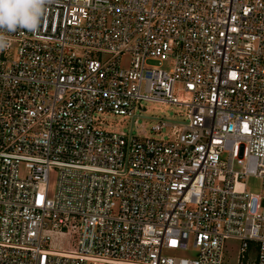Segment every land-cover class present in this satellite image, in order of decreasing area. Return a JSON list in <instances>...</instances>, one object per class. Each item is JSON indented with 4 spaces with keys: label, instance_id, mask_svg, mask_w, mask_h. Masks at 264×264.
<instances>
[{
    "label": "built area",
    "instance_id": "2783aa9c",
    "mask_svg": "<svg viewBox=\"0 0 264 264\" xmlns=\"http://www.w3.org/2000/svg\"><path fill=\"white\" fill-rule=\"evenodd\" d=\"M5 35L0 264H264V0H45ZM148 102L187 116L135 135Z\"/></svg>",
    "mask_w": 264,
    "mask_h": 264
},
{
    "label": "rangeland",
    "instance_id": "374dc122",
    "mask_svg": "<svg viewBox=\"0 0 264 264\" xmlns=\"http://www.w3.org/2000/svg\"><path fill=\"white\" fill-rule=\"evenodd\" d=\"M167 67V65H166ZM184 97V94L181 95ZM136 114L139 116L136 117L137 124L134 127L135 135L140 134L154 136L160 138L162 136L168 135L169 128H164L162 132H155L152 128L154 125L159 123V119H169L174 121H184L187 116V109L184 105H177L171 103H162V102H148L146 111H137ZM108 125L111 129L122 130L125 132H130L132 126V118H126L122 116L109 115L107 116ZM50 194H53L56 190L57 185V172L53 170L50 174ZM247 188L250 192H253L256 196L264 194V182L261 178L256 176H250L246 180ZM256 200H254V205ZM75 235L71 234L69 236H62L59 234L54 235V240L52 247L56 249L63 250H72L75 245ZM237 241L228 240L226 247L228 248V258L231 261V264H235L236 251H237ZM190 249L188 251H170L166 250L165 254L168 256H190L194 251ZM254 256V252H252Z\"/></svg>",
    "mask_w": 264,
    "mask_h": 264
},
{
    "label": "clouds",
    "instance_id": "9594fccd",
    "mask_svg": "<svg viewBox=\"0 0 264 264\" xmlns=\"http://www.w3.org/2000/svg\"><path fill=\"white\" fill-rule=\"evenodd\" d=\"M45 0H0V50L10 46L5 33L39 27Z\"/></svg>",
    "mask_w": 264,
    "mask_h": 264
},
{
    "label": "crops",
    "instance_id": "0c3cea01",
    "mask_svg": "<svg viewBox=\"0 0 264 264\" xmlns=\"http://www.w3.org/2000/svg\"><path fill=\"white\" fill-rule=\"evenodd\" d=\"M252 250H251V259H254L256 257V253H257V250H256V247H255V244L252 243ZM237 247H238V243H237ZM252 252H254V256H252Z\"/></svg>",
    "mask_w": 264,
    "mask_h": 264
}]
</instances>
